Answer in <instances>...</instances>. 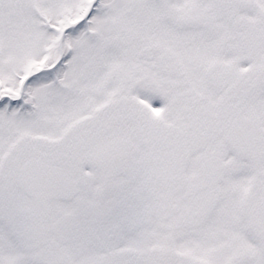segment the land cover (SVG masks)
Returning <instances> with one entry per match:
<instances>
[{
  "label": "snow or ice",
  "instance_id": "snow-or-ice-1",
  "mask_svg": "<svg viewBox=\"0 0 264 264\" xmlns=\"http://www.w3.org/2000/svg\"><path fill=\"white\" fill-rule=\"evenodd\" d=\"M0 264H264V0H0Z\"/></svg>",
  "mask_w": 264,
  "mask_h": 264
}]
</instances>
